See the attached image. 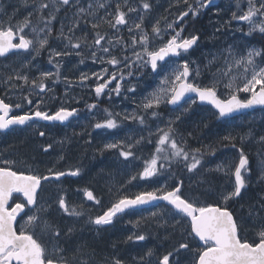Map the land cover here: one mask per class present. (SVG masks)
<instances>
[{"label": "snow or ice", "instance_id": "6c2138e0", "mask_svg": "<svg viewBox=\"0 0 264 264\" xmlns=\"http://www.w3.org/2000/svg\"><path fill=\"white\" fill-rule=\"evenodd\" d=\"M29 2L33 11L29 12L23 21L12 24V16H9L6 22L0 20V57H7L9 53L17 55L25 53L31 57L23 60L20 68L12 69L3 80L12 89H22L24 85H28L29 95L23 97L28 105H32L30 96L33 92L38 90V93L42 94L50 91L46 81L61 79L60 60L74 53L81 57L80 64L86 59H91L114 67L115 70L111 72L108 68H102L99 73L80 74L81 84L93 77L96 79L94 91L97 97L104 94L113 82L115 87L108 92L110 98L113 92L117 96L122 91L134 95L138 85L131 83L128 78L139 79L143 76V70L147 68L158 77L163 73L157 86L141 98L133 112L121 114L104 109L105 118L93 124L94 129H117L125 120L145 125L147 122L144 114L149 113L151 117L159 120L161 114L158 109L161 105H177L191 94L198 97L199 101L214 106L218 119L231 117L256 105L264 106V48L251 46L241 48L235 43L228 44L227 47L218 49L216 53L208 54L210 58H207V63L203 66L196 60L188 58L199 46L200 36L198 34L185 36L184 21L189 15L194 19L201 15L215 3V0H173L169 10L174 6L183 7L184 10L172 20L167 16L157 19L151 25L150 32L145 28L144 15L138 14L136 20H132L129 25L128 14L137 12V9L129 6L128 0L116 3L114 11L109 10L111 4L106 0H89L86 6L82 5L80 0H21L26 6ZM243 2L247 5L246 10L242 8V0H236L237 10L232 12L230 20L224 21L214 29L211 37L213 41L219 40L217 34H222L225 28H229L232 21L247 23L246 36L253 34L264 36V0H243ZM65 6L72 10L71 16L65 13L64 17H58ZM140 6L145 13L151 11L153 7L149 0H140ZM125 8L127 11L124 10ZM101 9L105 12L103 16L99 15ZM0 13H3L2 6ZM58 18L60 27L57 30L54 29L53 22ZM84 26H90L91 41L88 32L76 35ZM119 26L128 28L129 41L126 42L123 36L118 34ZM107 29H115L117 34L109 35ZM239 30L243 31V29ZM17 39L18 42H14ZM53 39L63 44L62 51L51 47L50 41ZM157 41L160 42L158 46ZM83 49L87 51H82ZM45 50L49 54V63H55L56 71H41L37 67L39 74L30 77L29 72L36 67L33 61ZM115 50L120 52L119 56L113 54ZM129 51L130 55H126L125 52ZM174 61L179 62L173 63ZM213 68L216 70L212 71ZM206 72L211 77L208 84L200 86L192 82ZM63 79L66 83H72L67 76ZM19 81L23 83H17ZM125 84H127L126 88ZM221 88L224 89L223 96L218 94ZM240 93L249 94L248 98L241 99ZM41 103L36 104L35 111L10 115L13 108L19 109L21 104L13 105L0 98V131L16 125L30 127V122L38 120L65 122L78 112L75 108L60 107L50 114L40 110ZM195 104L196 100L193 99L183 112H190ZM87 107L93 109L97 105L91 104ZM180 120L181 115H177L174 119H168L164 127L157 126L155 133L149 132L147 138L141 136L134 143L124 141L105 143L99 151L103 153L120 149L119 155L125 161L129 158L140 159L136 156L134 148L145 141L152 143L151 137L155 135L157 139L153 152L149 158L144 159L143 170L132 176V180L138 177H162L166 173H170L168 178L173 179L175 176L171 172L173 164L182 163L188 172H193L198 166L202 167L205 154L214 155L216 149L212 145L189 148L183 136L177 138L178 133L174 126ZM39 135L43 137L45 132L40 131ZM188 135L192 134L188 133ZM250 135L251 133H247L245 136H240L241 143ZM236 140L237 137L229 134L220 138L219 142H227L232 148H236ZM260 142L264 143V136L260 137ZM58 143L63 144L64 141ZM51 148L52 145L48 144L44 147V151L47 152ZM238 153V163L234 166L232 163H221L215 169L208 170L234 177L231 191L221 188L217 192L209 187L201 192L203 196L217 197V203L202 202L199 196H185L182 192L183 181L169 188L166 180L159 188L152 191L139 192L134 197L121 196L103 214L95 217L89 215L87 223L95 225L99 234L102 226H111L114 220L125 214L127 210L163 200L171 205L172 210L169 215L180 217L179 220L174 221L173 227L179 226L185 219L189 220L188 237L200 246L192 249L189 243H180L173 251L158 258L157 264H180L181 250L192 253L190 264H264V215L261 214L264 212V203L260 204L261 211H254L253 206L249 207L248 217L253 221L255 228V235L251 240L248 238L245 217L234 215L229 207L230 202L239 198L242 190H245L250 183L251 169L248 156L242 147L238 149ZM259 171V182H264V161H261ZM48 173L49 175L45 176L35 174L30 165L27 166V171L20 170L17 160L0 159V264H127L117 255L98 253L97 249L85 240L77 241L72 245L71 241L77 229L74 226L69 227L62 234L58 225L45 218L50 206L39 202L38 189L42 187L41 182L48 181L51 177L59 180L64 176H79L81 169L77 167L65 172L50 168ZM83 191L88 200L100 202L91 190ZM14 194L19 195L14 196ZM13 199L22 202L9 205V201ZM260 199L264 200V196ZM57 203L69 216L79 218L85 215L83 205H69L64 196H60ZM26 207L32 214L25 212ZM18 216L23 221L19 227H17ZM24 216L27 218L24 219ZM150 218L159 222L162 213L153 212ZM164 223L166 224L167 221ZM136 224L139 226L140 221H136ZM145 239V234L134 233L126 237L125 242ZM111 247L115 249L116 244L113 243ZM154 255L155 252L150 248L144 255L133 259L135 264H152L150 258ZM173 256L176 259L170 261V257Z\"/></svg>", "mask_w": 264, "mask_h": 264}, {"label": "rangeland", "instance_id": "374dc122", "mask_svg": "<svg viewBox=\"0 0 264 264\" xmlns=\"http://www.w3.org/2000/svg\"><path fill=\"white\" fill-rule=\"evenodd\" d=\"M80 2L84 5L82 3L84 2L83 0H80ZM106 2L111 4L109 10L114 11L115 4L121 2V0H106ZM149 2L153 7L151 11L145 13L140 6V0H128L129 6L137 9V12L128 14L129 25L131 21L136 20L137 15L140 14L148 19L147 22L151 26L157 19L164 16L163 6L166 4H172L173 0H149ZM3 3L4 0H0V6L3 8V13H0V20L6 22L9 16H12V24L23 21L28 15V12L33 11V9H30L31 6L22 4L21 0H10L11 4L7 8H5L6 4ZM235 4L236 0L218 1V3L210 6L211 12L209 16L214 15V11H218L221 12L228 21L231 18L232 12L237 10ZM246 7V3L242 0V8L246 10ZM124 10L127 11L126 8ZM18 13L21 14L17 15ZM104 14V10L101 9L99 15L103 16ZM213 20L218 27L224 22L220 20L217 15L216 17H213L212 20H209L208 18L207 24L209 25V22ZM55 22L54 29L58 30L60 22L59 20ZM85 27L86 26L82 27L76 35H82V30ZM193 27L194 33L197 34L198 29L195 25ZM145 28L148 30L146 20ZM239 29H243V31H240ZM107 30L109 35L117 34L115 29ZM247 31L248 26L246 22L232 21L229 28H225L222 34L218 33V36L220 37L218 40L220 48H225L228 44L232 43L239 45L241 48L245 46L264 48V36L260 34L246 36L245 34ZM86 32L89 33L88 38L89 41H91V30ZM118 34L123 36L126 42L129 41L127 27L119 26ZM158 42L159 41H157L156 44H158ZM222 42L225 43L223 47ZM204 44L205 38L203 40L201 39L200 46H204ZM50 45L57 50H63V44L55 39L50 41ZM82 51L86 52L87 50L83 49ZM113 54L119 56L120 52L115 50ZM125 54L130 55V51L125 52ZM48 55V51L45 50L33 61V64H35L36 67L32 68L29 72L30 77H35L39 74L37 67L41 71H56L55 63H49ZM188 58L194 59L199 63V57L196 55L191 54ZM26 59H31V57L25 53L10 57H0V98L5 99L6 103H11L13 105L17 103L21 104V108H13V110H16L19 114L28 111H35V106L38 102H42L40 110L47 111L50 114L54 113L60 107H67L69 109L75 108L78 109V112L75 118L67 125H52L43 120H38L30 122V127L17 128L10 133H1L0 155L2 159L17 160L19 162L20 170H27V166L30 165L35 174L41 173L40 175H49L48 169L50 168H54L56 171L67 172L70 169L74 170L79 167L81 169V174L79 176H64L60 178L61 180L56 179L44 182L42 185L43 187L40 189L38 199L41 204L50 206L45 218L54 225H58L62 230V234L63 232H66L69 227L74 226L77 229V232L71 241L72 245L80 240H85L94 247L95 245H101V239L97 238H100V233L103 230L100 228L99 234H92L93 230H96V226L87 223L89 215L92 217L101 215L104 210H107V208L121 196L134 197L139 192L152 191L159 188L166 180L169 188L175 187L179 180H177L175 176L173 179H169L168 177L170 173H166L162 177H138L135 180L131 179L132 176L143 170L144 159L149 158L150 154L153 152L155 148V140L157 139L155 135L151 137V140L153 141L152 143L145 141L134 148L136 156L140 157V159L133 160L132 158H129L128 161H125L124 158L119 155L120 149L108 150L103 153H101L99 149H101L105 143L109 142L116 143L117 141H124L125 143H134L135 140L139 139L141 136L147 138L149 132L155 133L157 126L164 127L168 119H174L177 115H182L181 118L189 115L191 111L184 113L183 109L188 107L194 98L189 99L185 104L180 105V108L177 107L171 109L168 104L161 105L158 109L161 114L159 120L156 117H151L150 113L144 114L147 122L145 125H140L132 120H125L122 121L120 127L117 129H94L92 125L105 118L104 109L121 114L125 112H133V110L136 109L137 104L140 103L141 98L157 86L163 73H161V77H158L152 73L150 68H147L143 70V76L139 79H136L135 77L128 78L131 83H136L138 85L137 91L134 95L122 91L121 94L117 96V94L113 92L110 98L108 92L115 87V82H113L109 85L105 94L97 97L94 91L97 83L96 79L93 77L81 84L79 81L80 74H91L93 72L99 73L102 68H108L109 72H111L115 70L114 67L106 63L101 64L99 62H94L91 59H86L83 64H80L79 61L81 57H78L73 53L70 56L63 57L62 60L56 58L57 60H60L62 65L61 79L57 81H46L45 83L50 91H46L42 94H39L38 90L37 92H33L30 96L32 105H28L27 101L23 99L24 96L29 95L30 88L28 85H24L22 89H12L3 82L5 75L10 74L12 69L20 68L21 62ZM176 62L179 61H174L173 63ZM201 66H203V64ZM215 70V68L212 69V71ZM207 74L208 73L206 72L200 78L192 82H195L198 85L199 83L200 85H206L211 78L210 75ZM64 76H67L72 83H66L63 79ZM204 81H206V83ZM17 83L22 84L23 82L19 81ZM126 87L127 84H125V88ZM218 94L223 96L224 89L221 88ZM248 95L249 94L247 93H240L242 99H247ZM125 97H127V99ZM91 102L99 107L89 109L87 106L91 105ZM105 106L106 108H104ZM253 112H250L251 114L247 113L248 115L245 114L244 118H239L237 120V124L242 122V124L245 125L247 133H251V135L257 129L258 122L264 118V110ZM215 118L214 121L220 120V118L218 119L216 116ZM40 131L45 132V136L41 137L39 135ZM58 141H64V143L61 144L58 143ZM48 144H51L52 148L45 152L44 147ZM238 149L239 148L236 149L223 146L216 149L214 155L206 153L203 158L202 167L198 166L197 170L189 172L181 178L180 181H183L182 192L184 195L199 196L200 200L205 203H217V197L212 195L203 196L201 195V192L209 187L217 192H219L221 188L231 191V182L234 181V177L226 176L222 172L208 170L215 169L216 166L221 163H232L233 157L227 156L224 158L223 152L235 153L237 151L238 153ZM232 150H235V152ZM61 157H63V159H61ZM249 161L250 169L252 170L253 168L256 170L257 174L260 176L259 169L261 167V161H264V143H259V146L255 151L254 159H249ZM84 189L91 190L93 195L100 202L96 203L95 200H88L84 195ZM60 196H64L69 205H83L85 215L77 218L64 213L57 203ZM256 201L257 195L253 194L250 185H248L241 194V204L243 209L249 211L251 205L254 207V210H258L257 206L259 204ZM262 203H264V200H262ZM163 210V208L148 210L145 213L134 214L118 219L112 227V231L115 232L113 243L116 244L118 241L122 242L123 236L126 238L131 235L133 231L141 230L139 234H145L146 239L139 241L137 245L140 246L139 249H142V253L139 254V256L144 255L147 250L150 249V247L147 248L150 244V239L147 235L149 229L153 226V228L163 226L161 221L154 222L150 218L151 213ZM136 221H140L139 226H137ZM119 235L120 237L118 238ZM140 242L142 245H140ZM124 245L125 243H121L120 246H116L114 251L117 253L118 257L123 255L124 259L122 260L126 261L127 256ZM98 249H100V246ZM116 249H118V252Z\"/></svg>", "mask_w": 264, "mask_h": 264}, {"label": "trees", "instance_id": "16d2710c", "mask_svg": "<svg viewBox=\"0 0 264 264\" xmlns=\"http://www.w3.org/2000/svg\"><path fill=\"white\" fill-rule=\"evenodd\" d=\"M82 2L84 5H87L89 2L88 0H83ZM6 4L5 8H7L11 3L10 0H4V3ZM219 16L220 20L227 21V18L221 14V12L214 11V15L209 16V20H212L213 17ZM146 26L148 27V31H151V26L148 24V19H146ZM195 23L196 28L198 29L197 34L200 36L199 46L193 50V55H196L199 57V63L203 65L207 63V58H210L208 54L210 53H216L218 49H220V43L218 40L213 41L211 39L214 29L218 27L216 22L210 21L209 25L207 23H203L202 19H199ZM186 20L184 21L185 25V31L184 35L186 36L187 28H186ZM106 27V26H105ZM90 30V26H86L82 31L86 32ZM218 35V34H217ZM205 38V44L204 46H200L201 39L203 40ZM225 43L222 42V47ZM258 47V46H257ZM200 51V52H199ZM198 53V54H197ZM201 56V57H200ZM201 61V62H200ZM203 84H201L202 86ZM90 104H93L92 102ZM99 107V106H97ZM106 108V106L104 107ZM258 110H264V109H256L254 112ZM205 114H204V112ZM253 112V111H252ZM253 112V113H254ZM250 113V112H248ZM245 114H241L236 117L227 118V119H220L218 121H214L217 117L216 111L210 107V106H200L197 103L193 106L191 113L189 115L183 116L180 121L176 122L175 129L177 130L179 139L180 136H183L188 143L189 148H200L202 145H212L215 149H218L220 147L226 146V147H232L231 144H228L227 142L220 143V138L226 136V135H232L237 137L236 143V149L237 148H243L245 154L248 156V159L253 160L255 157V151L259 146L260 143V137L264 136V118L261 119L257 124V129L254 131V133L251 136H246L243 143H241L239 137L245 136L247 134V131L245 130V125L240 122V124H237V120L239 118H244ZM251 114V113H250ZM248 115V114H247ZM207 125V127H205ZM188 133H191L192 135L189 136ZM198 145V146H197ZM235 152V150H232ZM224 157H233L232 164L233 166L235 163H238L239 154L237 151L235 153H229V152H223ZM171 172L175 174V177L177 180H181V177L188 174L189 172L184 167V165L181 164H173ZM259 174H257L256 170H251L250 173V189L253 192L254 195H257V203L259 204L257 207L258 210L254 211H261L260 210V204L262 203V200L260 199L261 196L264 194V184L263 182H259ZM251 206V205H250ZM249 212V211H248ZM262 215H264V212H261ZM257 224L259 222H256Z\"/></svg>", "mask_w": 264, "mask_h": 264}, {"label": "flooded vegetation", "instance_id": "af4514ba", "mask_svg": "<svg viewBox=\"0 0 264 264\" xmlns=\"http://www.w3.org/2000/svg\"><path fill=\"white\" fill-rule=\"evenodd\" d=\"M218 1H221V0H217V2ZM28 6H31V2H29ZM169 8H170V4H166L165 6H163V15L167 16L169 20L174 19L175 15H177L180 11L184 10L183 7H175L174 6L170 10H169ZM30 9L32 10V7H30ZM166 10H169V11H166ZM210 12H211V8L209 7L208 9L204 10L202 12V14L199 15L198 17H196L195 19L191 15H189L186 18V22H187V24H186V28H187L186 34L187 35L196 34V33H194V27H193L195 25V23H197L196 21H198L201 18L203 23H207V20L209 18ZM65 13H67V15L70 16L71 13H72V10H70L67 6H65L61 10V12L58 14V17H64ZM19 14H21V13H18L17 15H19ZM33 20H35V17H33ZM58 20H59V18L57 19V21ZM55 23L56 22L54 21L53 24H55ZM14 42H18V39L15 40ZM159 43L160 42H158L157 46L159 45ZM191 54L193 55V52H191ZM16 55L17 54H15V53H11L7 57L16 56ZM10 115H19V113L16 110H13L10 113ZM75 116L70 121H72L75 118ZM45 122H47V121H45ZM68 123H66L64 125H67ZM50 124L54 125V124H59V123H50ZM24 127H27V126H25V125H16V126L11 127L8 130L0 131V134L1 133H3V134L10 133L14 129L24 128ZM0 146H1V140H0ZM0 159H2L1 155H0ZM25 171H27V170H25ZM36 174H38V173H36ZM40 174L41 173H39V175ZM41 176H45V175H41ZM54 179H55L54 177H51L49 180L51 181V180H54ZM44 182L45 181H42L41 184L43 185ZM39 192H40V189H38V194H39ZM18 195L19 194H14V196H18ZM16 202H22V201H17L15 199H13V200L9 201V205H13ZM229 207H230V210H232L234 212V215H239V216L245 217L246 227L248 228V233H247L248 234V238L251 240L254 237V235H255V228L253 227L252 220H250L249 217H248V213L249 212L243 209V206L241 204V196L239 198H237L236 200L231 201L230 204H229ZM160 208L164 209L163 211H158V213H162V218L160 219V221L162 222L163 226H159V227H155V228H153L154 227L153 226L151 229H149L148 234H147L148 238L150 239V244L148 245L147 248L150 247L155 252V255L150 258L152 264H157V259L158 258H162L163 255L167 254L170 251H173V249L177 248L180 243H189V245H190V247L192 249H195V248L200 246V244L193 242L191 240V238L188 237V233L190 232V221L189 220L185 219V220L181 221L179 226H177L175 228L173 227L174 221L175 220H179L180 217L179 216H175V217L170 216L169 213L172 210L171 205H169L168 203L163 201L162 203H159V204H153V205H148V206H145V207H142V208H138V209L128 210V211H126L125 214H122L119 218L114 220V222H113V224L111 226H103V227H101L103 231L100 233V238H97V239H101V245H95V248L97 249V252L101 253V254L117 255V253H115V251L111 247V245L113 243V238H114V234H115V232L112 231V227L114 226V223L118 219H120L122 217H125V216H131V215H134V214L145 213L148 210H156V209H160ZM33 211H35V208H33ZM104 211H106V210H104ZM25 212H27L29 215L32 214L31 212H28V208L27 207L25 209ZM26 218L27 217L24 216V219H26ZM17 221H18L17 227H19V224L22 223L23 221L21 220V218L19 216L17 217ZM165 221H167L166 224L164 223ZM96 230H97V228H96ZM96 230H93L92 234L97 233ZM140 231L141 230L133 231L131 233V235L134 234V233L138 235L140 233ZM119 237H120V235L118 236V238ZM125 240H126V238L123 236L122 242L118 241L116 243V246H120L121 243L122 244L125 243L124 247H125V253H126V256H127L126 262H127V264H135V261H134L133 258L134 257L138 258L139 254L142 253V249H139L140 246L137 245V243H139V241L133 240V241L125 242ZM197 240H198V238H197ZM135 245H137V246H135ZM140 245H142L141 242H140ZM99 246H100V249H98ZM116 250L118 252V249H116ZM119 258L120 259H124L123 255L121 257H119ZM173 259H176V257L175 256L170 257V261L173 260ZM191 260H192V253L191 252H185L184 250H181L180 255H179L180 264H190Z\"/></svg>", "mask_w": 264, "mask_h": 264}, {"label": "water", "instance_id": "95a60500", "mask_svg": "<svg viewBox=\"0 0 264 264\" xmlns=\"http://www.w3.org/2000/svg\"><path fill=\"white\" fill-rule=\"evenodd\" d=\"M217 2V0H215V3ZM214 3V4H215ZM9 54H11V53H9ZM8 54V55H9ZM7 55V56H8ZM107 90V89H106ZM105 90V91H106ZM190 98H195L196 99V102L199 104V105H202V106H204V105H207V106H210V107H212L214 110H215V108H214V106H212L211 104H209L208 102H201V101H199V99H198V97H196L194 94H191V96L189 97V96H186L181 102H179V104H177V105H168L169 106V108H171V109H175V108H177V107H179L181 104H183V103H185L188 99H190ZM241 98V97H240ZM260 108H264V106H261V105H256V106H254L253 108H251V109H245V110H242V112L241 113H239V114H233L231 117H235V116H238V115H241V114H244V113H248V112H252V111H254V110H256V109H260ZM216 111V110H215ZM75 116V115H74ZM73 116V117H74ZM73 117H70L69 118V120H67V121H65V122H58V121H47V122H49V123H60V124H62V125H64V124H66V123H68ZM231 117H228V118H231ZM222 119H227V118H222ZM11 127H13V126H10V128ZM9 128V129H10ZM8 130V129H7ZM163 202V200H159V201H153V202H151L150 204H147V205H141V206H138V207H136V208H134V209H138V208H142V207H145V206H148V205H153V204H159V203H162ZM166 203H168L167 201H165ZM129 210H131V209H129ZM128 211V210H127Z\"/></svg>", "mask_w": 264, "mask_h": 264}, {"label": "bare ground", "instance_id": "6f19581e", "mask_svg": "<svg viewBox=\"0 0 264 264\" xmlns=\"http://www.w3.org/2000/svg\"><path fill=\"white\" fill-rule=\"evenodd\" d=\"M218 3V2H217ZM182 10V9H181ZM234 32V31H233ZM191 33V32H190ZM231 33V32H230ZM227 35V34H226ZM255 35V34H254ZM227 37V36H226ZM230 37V36H229ZM228 37V38H229ZM231 38V37H230ZM254 41V40H253ZM248 43V42H247ZM200 52V51H199ZM198 54V53H197ZM200 64V63H199ZM203 64V63H202ZM201 64V65H202ZM208 75V74H207ZM199 82V81H198ZM205 83H206V81H204ZM208 84V83H207ZM199 85H200V83H199ZM204 85V84H203ZM201 86V85H200ZM10 92V91H9ZM180 108V107H179ZM182 116V115H181ZM198 146V145H197ZM189 147V146H188ZM191 148V147H190ZM220 150V149H219ZM219 155V154H218ZM220 156V155H219ZM88 157V156H87ZM221 157V156H220ZM219 158V157H218ZM225 158V157H224ZM81 160V159H80ZM250 162V161H249ZM252 164V163H251ZM252 170H253V168H252ZM255 171V170H254ZM187 174V173H186ZM259 176V175H258ZM182 178V177H181ZM61 180V179H60ZM250 194H251V192H250ZM253 222V221H252Z\"/></svg>", "mask_w": 264, "mask_h": 264}]
</instances>
